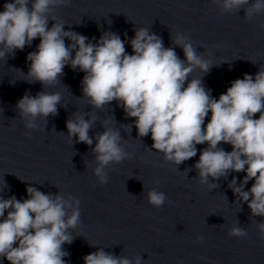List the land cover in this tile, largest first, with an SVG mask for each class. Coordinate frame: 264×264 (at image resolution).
Listing matches in <instances>:
<instances>
[{"label": "clouds", "instance_id": "9594fccd", "mask_svg": "<svg viewBox=\"0 0 264 264\" xmlns=\"http://www.w3.org/2000/svg\"><path fill=\"white\" fill-rule=\"evenodd\" d=\"M215 2L227 13L238 14L243 9L247 19L264 14V0ZM64 3L65 0L5 2L0 11V60L23 51L39 38L36 51L27 55L30 63L25 76L29 83L53 86L66 65L79 69L84 73L81 90L89 103L100 109L117 101L127 116L134 118L138 136L150 135L152 148L162 152L165 160L180 165L197 155V145L206 144L195 163L200 183L207 184L209 177L216 181L230 172H244L239 185L233 177L229 187L247 203L253 217L264 218V70H258L254 77L244 74L242 79H235L217 99L202 77L188 79L197 68L207 73L211 62L198 55L183 35L177 33L173 38V43L183 50V60L147 28L135 31L129 54L124 40L114 32L103 34L93 44L86 36L64 31L62 23L49 27L53 9ZM65 38L71 43L66 44ZM60 102L58 92L40 91L35 96L25 93L16 108L26 120L25 126L33 129L38 117L56 115ZM93 123L94 119L76 115L66 121L68 135L91 145L88 133ZM120 140L119 132L112 128L96 136L95 174L102 184L107 182L104 167L127 156ZM221 144L230 145L231 151ZM249 181L253 182L251 187L244 190ZM26 191L28 199L0 197V259L9 264H68L65 257L69 253L63 245L73 242L68 230L78 225L79 201L69 202L61 195L44 194L31 186ZM147 196L149 204L156 208H161L167 199L165 193L155 189L149 190ZM257 228L264 239V219ZM228 235L243 238L247 232L234 226ZM141 260L137 256L133 262L102 248L83 258L84 264H141Z\"/></svg>", "mask_w": 264, "mask_h": 264}]
</instances>
